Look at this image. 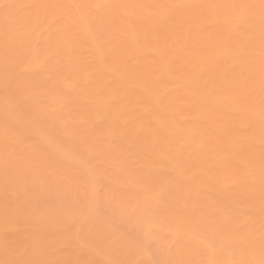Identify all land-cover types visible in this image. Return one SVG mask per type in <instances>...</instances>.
Returning a JSON list of instances; mask_svg holds the SVG:
<instances>
[{
    "label": "bare ground",
    "instance_id": "6f19581e",
    "mask_svg": "<svg viewBox=\"0 0 264 264\" xmlns=\"http://www.w3.org/2000/svg\"><path fill=\"white\" fill-rule=\"evenodd\" d=\"M0 264H264V0H0Z\"/></svg>",
    "mask_w": 264,
    "mask_h": 264
}]
</instances>
